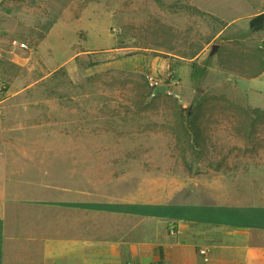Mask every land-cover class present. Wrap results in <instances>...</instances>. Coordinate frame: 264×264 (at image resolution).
<instances>
[{
    "label": "rangeland",
    "instance_id": "obj_1",
    "mask_svg": "<svg viewBox=\"0 0 264 264\" xmlns=\"http://www.w3.org/2000/svg\"><path fill=\"white\" fill-rule=\"evenodd\" d=\"M263 11L264 0L2 1L0 131L29 136L1 145L96 147L66 156L83 162L75 185L100 200L171 202L181 191L264 205V89L250 94L230 75L264 72V30L249 27ZM199 102L194 149L175 110L189 121Z\"/></svg>",
    "mask_w": 264,
    "mask_h": 264
},
{
    "label": "crops",
    "instance_id": "obj_2",
    "mask_svg": "<svg viewBox=\"0 0 264 264\" xmlns=\"http://www.w3.org/2000/svg\"><path fill=\"white\" fill-rule=\"evenodd\" d=\"M176 62L161 64L169 72ZM230 75L250 94L264 89V72ZM7 132L0 131V264H264V205L181 191L171 202L100 200L75 185L83 162L66 156L96 147L1 145L29 136Z\"/></svg>",
    "mask_w": 264,
    "mask_h": 264
},
{
    "label": "trees",
    "instance_id": "obj_3",
    "mask_svg": "<svg viewBox=\"0 0 264 264\" xmlns=\"http://www.w3.org/2000/svg\"><path fill=\"white\" fill-rule=\"evenodd\" d=\"M249 27L253 32H259V31L264 30V12H261L257 14L256 16L252 17L249 21ZM219 52H221V50H219ZM196 55L197 54L194 53L192 54V57L190 58H194L196 57ZM203 105H204L203 102L198 103L196 110L193 111V113H191L190 115L192 116L191 118H194V119H191L189 121H187L188 117L185 116V114L188 113V111H186L184 107L178 106L176 107V110H175V114L179 115V119H180L179 121H177L178 126L180 128H183L185 132H188V130L192 131L191 133H186V134L188 137L187 143L189 144V146H191L194 149H196L197 146H201L200 144H201L202 135H201V128L199 126V123H200L199 116L203 114V110L201 109ZM253 112L256 116L255 118L260 117V114H259L260 111L253 110Z\"/></svg>",
    "mask_w": 264,
    "mask_h": 264
},
{
    "label": "built area",
    "instance_id": "obj_4",
    "mask_svg": "<svg viewBox=\"0 0 264 264\" xmlns=\"http://www.w3.org/2000/svg\"><path fill=\"white\" fill-rule=\"evenodd\" d=\"M2 1H4V0H0V3ZM21 46L24 48H28V46L26 44H22ZM148 79H149L150 85L153 87V89H156L158 86H160V81L155 80L153 77H149ZM151 95L155 96L156 94H155V92H153ZM169 233H170V235L175 236V235H177L178 230L174 225H171L169 227Z\"/></svg>",
    "mask_w": 264,
    "mask_h": 264
},
{
    "label": "water",
    "instance_id": "obj_5",
    "mask_svg": "<svg viewBox=\"0 0 264 264\" xmlns=\"http://www.w3.org/2000/svg\"><path fill=\"white\" fill-rule=\"evenodd\" d=\"M220 48V44H216L212 46L211 52H210V56H214L216 55V53L218 52Z\"/></svg>",
    "mask_w": 264,
    "mask_h": 264
}]
</instances>
